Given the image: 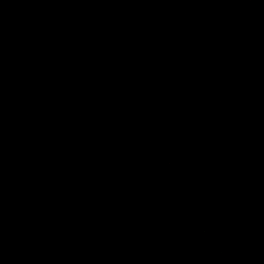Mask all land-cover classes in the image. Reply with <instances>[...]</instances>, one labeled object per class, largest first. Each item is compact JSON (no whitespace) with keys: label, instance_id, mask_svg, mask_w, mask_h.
<instances>
[{"label":"water","instance_id":"95a60500","mask_svg":"<svg viewBox=\"0 0 264 264\" xmlns=\"http://www.w3.org/2000/svg\"><path fill=\"white\" fill-rule=\"evenodd\" d=\"M0 264H264V0H0Z\"/></svg>","mask_w":264,"mask_h":264}]
</instances>
